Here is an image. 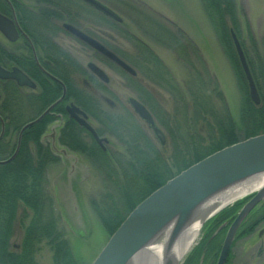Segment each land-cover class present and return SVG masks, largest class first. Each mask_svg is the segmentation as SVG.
<instances>
[{"label":"rangeland","instance_id":"rangeland-1","mask_svg":"<svg viewBox=\"0 0 264 264\" xmlns=\"http://www.w3.org/2000/svg\"><path fill=\"white\" fill-rule=\"evenodd\" d=\"M100 1L120 16L122 19L119 23L121 24L120 27L128 28L139 41L146 43L157 54L162 63L153 70L157 74L152 75L154 78L146 77L144 79L147 87L143 84V89L140 91L135 83L123 75L115 64L73 39L71 42L76 61L82 64L85 69L83 72L75 73V80L83 89L86 88L85 81L91 82L94 87L101 86L99 84L102 83L96 77H93L86 67L87 62L90 60L95 61L110 76L111 80L107 85L111 89L110 98L117 101L119 105L117 108H111L108 106V102L102 100L101 108L104 111H101V108L99 110L100 116L104 118L110 130L109 133L113 134L109 135L112 140L110 144L111 153L114 157L125 161L126 167L132 166L137 149L134 147L133 137L139 135L141 139L139 145L143 148V157L152 159L153 164L156 163L158 168H162L163 173L168 169L161 179L164 181L169 180L170 177L172 178L178 174L179 167H176L177 160L175 157L177 148L180 152L182 147L186 148L187 142L190 145L196 142L191 135L196 130L189 129L190 120L194 118L196 120L193 109L195 105H193L191 92L196 91L197 88H202V85L207 82L210 91L213 90L210 98L212 105L221 113L226 109L239 125L240 121L243 122L241 118L243 109L245 110L244 94L246 88L239 81L231 57L224 51L214 31L212 19L203 0ZM234 1L242 28L241 39L253 53L251 39L254 38V45L264 54V0ZM73 2L77 5L79 11H84L85 14L84 18L82 17L77 21L79 24L81 23L85 28L94 31L95 34L105 40L107 39L114 49L123 54L127 52L130 54L138 53L129 40L121 37L120 34L124 35L125 33L120 31V27L119 30H115L114 27L110 26L111 24H109L106 17L97 11L94 12L88 5L79 0ZM90 22H93V25ZM156 24L165 25L172 31L178 30V37L188 42L190 48L186 47L182 51L181 47L174 46L171 34L167 32L165 34L159 33ZM100 30H108L111 37H106ZM63 39L67 41L64 36ZM161 76L163 79L160 78ZM169 79L171 80L170 83ZM172 83L179 87L180 92L183 93L179 92L178 94ZM85 90L89 94L92 93L87 89ZM221 92L222 95H220ZM72 95L77 97L75 92ZM91 95L95 97L93 94ZM133 97L141 98L148 105L155 116L158 131L164 137V141L157 137L156 133L145 122L140 121L130 109L128 100ZM79 98L85 101L84 98ZM94 101L96 100L94 99ZM22 111V121L26 117L29 118L30 114L35 113L32 108L24 109L23 106ZM95 120L102 128L103 122L99 119ZM198 121L203 132L201 134L206 135L205 130L209 129L208 124L202 122L201 119ZM117 122L120 124H115ZM140 128H143V133H146L148 138H144V136L141 138L142 132L140 131L141 134L138 132ZM17 133L18 131L11 133L12 140L6 137L12 144L9 145L10 151L0 153V158H7L13 153L11 149L16 144ZM121 135L126 140L120 139ZM239 135L243 137L241 132ZM180 155H183V152L179 153L177 159L180 158ZM118 166L121 174L119 181L130 182L135 176V172L132 170V175H128L120 165ZM65 172L66 170L60 160L51 162L47 167L48 182L46 186L51 203L46 204L45 214L48 216L53 215V219L57 220L58 227L55 226L54 229L60 231L61 236L67 243L72 255L70 262L73 264H75V261L78 264H91L113 234L110 235L103 225L101 215L110 207L112 208L113 205L119 206L120 209L123 207L121 182L113 181L105 168L93 164L88 171L89 176L79 182L77 187L78 196L74 191L73 193L70 192L68 197L65 198L62 197L64 193H60L59 187L60 180H63L61 176ZM139 178L141 180L135 182L137 184L135 186L138 188L145 185L142 182V174L141 177L139 175ZM129 184L134 186L132 183ZM254 194L255 191L252 190L235 198L215 212L211 218L209 217V223L215 218L217 219L229 207L230 209H236L235 212L239 211ZM262 208H264V202L254 209L253 215L258 214L259 211H264ZM22 210L20 209L21 213ZM29 212L34 214L30 209ZM251 219L247 223H250ZM208 221L202 223L196 244L180 264H216L228 229H212L211 235L208 236L209 229H204ZM262 221L261 219L257 223L258 227H264V221ZM242 230L244 229H239L238 233ZM23 235V228L21 226L17 227L11 243L14 248L21 244ZM236 237L230 247L225 264H264V229H253L249 233L243 232L240 233L238 238ZM39 246L37 244L34 246V262L36 264H56V259L62 257L68 259L70 257V254L67 253L57 254L54 250L55 247L51 245L50 240L47 238L43 239ZM197 246H203L202 255L191 257L194 247ZM206 248L210 250L209 253Z\"/></svg>","mask_w":264,"mask_h":264},{"label":"trees","instance_id":"trees-1","mask_svg":"<svg viewBox=\"0 0 264 264\" xmlns=\"http://www.w3.org/2000/svg\"><path fill=\"white\" fill-rule=\"evenodd\" d=\"M203 1L207 12L212 19L214 31L217 34L224 51L231 57L236 73L238 74L239 81L246 88L244 94L245 110L243 109V116L241 118L243 122L240 121L241 125H238L230 112L226 109H224L222 113L218 112L212 105L210 98L213 90L210 91L207 82L202 85V88H197L196 91H192L191 98L193 105H195L193 109L196 115V120L195 118L190 120L189 129L196 130L191 134L196 142L192 143V145L187 142L188 144H186V148L182 147L180 149V152H183V155H180V158L178 159L177 156L180 152L177 148L175 154L177 160L176 167H179L177 173L216 152L217 150L239 141L240 139L264 133V54L261 53L254 45V38L251 39L254 49L253 53L241 39L242 28L240 20L238 19V12L234 0ZM106 19L109 21V24H111L110 26L114 27L115 30H119L121 28L120 31L125 33L124 35L120 34L121 37L129 40L138 53L130 54L127 52L126 54H123L122 52L114 49L113 46L106 41L108 47L132 66L137 68L142 67L143 73L152 79V77L156 74V71L153 72V70L155 67H159L162 63L157 54L146 43L144 44L139 41L132 34V32L128 30V28L120 27L121 24L116 23L107 17ZM156 26L159 33L165 34L167 32L171 34V40L173 41L174 46L176 45L181 47L182 51L185 50L186 47L190 48V44L188 42H185L178 37V30L172 31L169 27L162 24H156ZM232 30L236 33L244 50L248 65L260 95L259 104L253 103L249 96L248 83L235 49L231 34ZM62 56L63 67L71 64L77 72H83L85 70L82 64L76 61L73 62L65 52H62ZM111 63L114 64L113 62ZM61 75L64 78L67 76L65 73H62ZM160 78L163 79L162 76ZM68 79V82L71 83L72 80L69 77ZM130 80L135 83L136 87H138L135 79L130 78ZM170 82L171 80L169 79V83ZM172 84V86L176 88V92L179 94L181 91L180 88L176 87L174 83ZM72 89V93L77 91L76 98L78 99V102L83 107H86L90 114L97 117V119L101 120V122H104V118L100 116L98 106L94 104L95 97L87 93L79 86L73 87ZM72 93V98H75ZM220 95H222V92ZM79 97L84 98L85 101L80 100ZM49 101L50 99L46 100L45 103H43L42 108L45 107ZM22 113L23 111L21 112V106H16L14 111H10L8 109L3 111L5 119H9L6 125V137L9 136L13 130L19 131V129L24 125L25 120L22 121ZM199 119H201L202 122H206L209 126V129L205 130L207 132L205 133L206 135L201 134L203 132L199 127ZM191 122H193L192 125ZM39 124L28 128L24 132L20 151L15 158L9 163L0 165V264H36L34 262V246L36 244L39 246L41 241L45 238L50 240V243L55 247L54 250L57 254H70L68 259H64L63 257L61 259H56V264H73L70 262L72 260V255L67 247L65 239L61 236L60 231H56V229H54L55 226H57V220L53 219V215L48 216L45 214L46 204L51 203V198L49 197L46 186L48 182L47 166L49 157L54 158V155L32 153L28 150L30 140H35L31 137L33 136L34 131L38 128ZM115 124L120 123L117 122ZM140 131L142 132L141 138H143V136L144 138H148L146 133H143L144 130L138 129V132L141 134ZM240 132L243 134V137H240ZM6 137L1 143L3 144L5 141L4 144L9 145L10 143L8 142L10 141L9 139H6ZM133 138L134 147L137 149L132 166L130 165L126 167V162L122 161L118 157H114L113 153H111L110 162L106 163L104 166L106 172L110 178L112 177L113 181H119L121 175L119 173L120 167L118 165H120L128 175H132V170L135 172V176H133L130 182L119 181L121 182V195H123L122 209L124 210L120 209L117 205H113L112 208L110 207V209H107L104 214L101 215L102 223L109 231L110 235L116 231V229L137 204L167 181V179L164 181L161 178L164 177L168 169H166L165 173H163L162 168H158L156 163L153 164L152 159L150 160L148 158H144L143 148L139 145V142L141 141L140 136L137 135ZM120 139H124V137L121 135ZM14 147L15 146H13V148ZM98 155L99 154L96 152L93 156L96 158ZM100 156V163H102L106 160V156ZM141 174L142 182H144L145 185H141L138 188L135 186L137 185L135 182L141 180V178L138 179L139 175L141 177ZM129 183L134 184V186ZM20 209H23L22 213L20 212ZM29 209L32 210L34 214H31ZM235 211L236 209H230L229 207L228 210L222 212V214L217 218L225 219L228 216L233 217L236 214ZM256 224L257 223L254 225ZM20 226L23 228L24 235L21 240V244L17 248H14L11 244L12 239L15 236L16 228ZM246 226H250V223H247V221L243 223L242 228ZM252 230L253 229L246 228L241 232L239 231L236 238L239 237L240 233H249ZM203 251V246H197L190 256H201ZM207 252L209 253L210 250H207ZM75 264H78L77 261H75Z\"/></svg>","mask_w":264,"mask_h":264},{"label":"flooded vegetation","instance_id":"flooded-vegetation-1","mask_svg":"<svg viewBox=\"0 0 264 264\" xmlns=\"http://www.w3.org/2000/svg\"><path fill=\"white\" fill-rule=\"evenodd\" d=\"M73 1L74 0H0V15L10 22L7 24V28H5L4 31L0 28V69L3 70H0V115L3 120L2 122L0 118V134L3 131L0 143L5 140L6 125L9 121V119L7 120L4 117V110L8 109L14 111L16 106H21V108L23 106L24 109L32 108L35 113L30 114L29 118L26 117L25 123H27L36 119L54 104L50 111L47 112L40 121L32 125L34 126L40 123L31 137L35 140H30L28 150L32 153L54 155V158L49 157L48 165L51 162L60 160L66 170L64 175L61 176L63 180H60L59 184L60 193H64L62 197L65 198L68 197L70 192L73 193L75 191L77 194L79 182L89 176L88 171L90 166L95 164L104 168L106 163L110 162V157L112 155L110 144L112 140L109 135H113L109 133L110 130L105 121L101 128L98 121L95 120L97 117L90 114L88 109L83 107L76 97L72 98V88L75 85L77 87L79 86L75 80V73H77V71L74 70L71 64L66 67L62 66V52H65L73 62L76 61V55L73 53V44L71 42L73 39L81 42L96 54L107 58L99 50L73 34L67 25L74 26L109 48L106 43L107 39L105 40L95 34L94 31L85 28L81 23L79 24L77 22L82 17L84 18L85 14L84 11H79L77 5ZM79 1L88 5L94 12L97 11L108 19L120 23L84 0ZM91 21L93 20L91 19ZM90 23L93 25V22ZM100 31L105 34L106 37H111L108 30ZM63 36L66 37L67 41L63 39ZM107 60L110 61L108 58ZM90 62L97 64L95 61L90 60L87 62L86 67L93 77H96L102 84H99L101 85L100 87H94L91 82L85 81V89L92 92L91 94L95 96L97 102L95 101L94 104L98 106V110L101 108L102 100L108 102L109 107L117 108L119 104L117 101L110 98L111 89L107 87L111 80L110 76L107 75V81L102 80L96 73L90 70L88 66ZM114 64L123 75L137 81L136 85L138 86V90L141 91L143 89V84L145 85L144 79L147 76L143 73L142 67L137 68L130 64L135 71V74H132L116 63ZM15 70L20 71L29 80L20 83L21 78L5 77L1 74L5 72L12 73L15 72ZM62 73H65L72 82H68L69 79L67 76V79L62 77ZM145 86L147 87V85ZM75 92L77 95V91ZM62 96L63 99L58 101ZM48 99H50L49 103L42 108L43 103ZM130 99L128 103L133 113L140 121L145 122L147 126L156 133L157 137L164 141V137L158 131L155 116L148 108V105L141 99L135 98L146 106L154 119L153 123L143 119L136 112ZM74 106L79 107L84 112L85 115L82 113L76 114L94 129L99 139L71 114L70 109ZM101 110L104 111L102 108ZM20 130L21 128L17 133V141L15 147L11 149L12 152H14L16 148ZM11 133H14V130ZM11 133L7 136L10 140H12ZM23 136L24 134L22 135V139ZM4 143L5 141L3 144L1 143L0 153L10 151V144L5 145ZM8 143L12 144L11 141ZM96 152L99 155L94 158L93 155ZM100 155L106 156V160L102 163H100ZM2 159L5 158H0V160ZM253 212L254 210L250 213V218L248 216L249 219H246L248 222V220L252 218L250 226L242 228V225V229H264V227H258L257 224V226L254 225L258 223L261 218L264 221V211H259L258 214L254 215ZM229 217L230 216L225 219L215 218L210 223L208 221L207 226L204 228L209 229L208 236L211 235L212 229H228V224L231 220V217ZM206 250L209 249L206 248Z\"/></svg>","mask_w":264,"mask_h":264},{"label":"water","instance_id":"water-1","mask_svg":"<svg viewBox=\"0 0 264 264\" xmlns=\"http://www.w3.org/2000/svg\"><path fill=\"white\" fill-rule=\"evenodd\" d=\"M84 1L112 19L118 22L122 21L119 15L100 1ZM8 23L10 22L0 15V28L3 31L7 28ZM67 27L73 34L99 50L108 59L130 73L135 74L130 64L98 40L74 26L67 25ZM231 34L248 82L250 98L253 103L259 104L260 95L241 42L233 30ZM88 66L102 80H108L107 74L97 64L90 62ZM0 70L3 71L2 69ZM1 74L5 77L21 78L20 83L29 80L18 70ZM62 99L63 96L58 101ZM130 102L143 119L153 123L152 115L141 102L135 98H131ZM53 106L54 104L36 119L23 125L19 132L18 143L14 153L7 159L0 160V164L12 161L15 158L20 148L23 132L40 121ZM70 111L80 123L85 125L99 139L94 129L76 114L82 113L85 115L79 107L74 106ZM2 135L3 131L0 134V138ZM262 174H264V133L239 140L217 150L167 180L166 183L137 204L110 236L91 264H135L138 254L149 245H158L165 248L164 250L168 253L182 230L195 222L202 225L215 212L227 205L219 208L218 206L204 208L208 201L230 187ZM254 191L255 194L244 204L230 224L216 264L225 263L239 226L251 210L264 199V186ZM164 264H180V262L176 263L168 259Z\"/></svg>","mask_w":264,"mask_h":264},{"label":"bare ground","instance_id":"bare-ground-1","mask_svg":"<svg viewBox=\"0 0 264 264\" xmlns=\"http://www.w3.org/2000/svg\"><path fill=\"white\" fill-rule=\"evenodd\" d=\"M264 186V174L253 177L247 181L230 187L228 190L218 194L207 202L204 208H213L228 204L235 198L244 195L245 193L256 190ZM205 210V209H204ZM204 212V211H203ZM201 224L195 222L190 224L186 229L178 235L171 250L166 253L165 248L158 245H149L144 248L137 256L135 264H164L168 259L174 262H181L191 248L196 244L199 237Z\"/></svg>","mask_w":264,"mask_h":264}]
</instances>
